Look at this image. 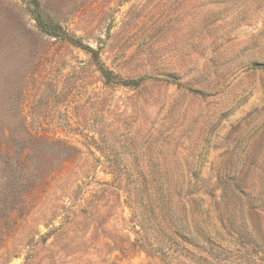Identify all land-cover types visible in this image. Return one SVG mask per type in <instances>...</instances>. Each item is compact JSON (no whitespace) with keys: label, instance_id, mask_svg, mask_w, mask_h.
Here are the masks:
<instances>
[{"label":"rangeland","instance_id":"374dc122","mask_svg":"<svg viewBox=\"0 0 264 264\" xmlns=\"http://www.w3.org/2000/svg\"><path fill=\"white\" fill-rule=\"evenodd\" d=\"M0 264H264V0H0Z\"/></svg>","mask_w":264,"mask_h":264},{"label":"trees","instance_id":"16d2710c","mask_svg":"<svg viewBox=\"0 0 264 264\" xmlns=\"http://www.w3.org/2000/svg\"><path fill=\"white\" fill-rule=\"evenodd\" d=\"M175 234H178V233H175ZM171 254L169 253V252H167L166 254H164V257H166V258H170L171 256H170ZM172 255H173V253H172Z\"/></svg>","mask_w":264,"mask_h":264}]
</instances>
